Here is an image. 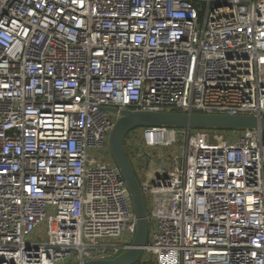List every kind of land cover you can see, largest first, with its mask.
Segmentation results:
<instances>
[{"label": "built area", "instance_id": "obj_1", "mask_svg": "<svg viewBox=\"0 0 264 264\" xmlns=\"http://www.w3.org/2000/svg\"><path fill=\"white\" fill-rule=\"evenodd\" d=\"M120 110L264 118V0H0V264L131 248L108 148ZM227 132L126 133L147 210L139 263L264 264V134Z\"/></svg>", "mask_w": 264, "mask_h": 264}, {"label": "water", "instance_id": "obj_2", "mask_svg": "<svg viewBox=\"0 0 264 264\" xmlns=\"http://www.w3.org/2000/svg\"><path fill=\"white\" fill-rule=\"evenodd\" d=\"M109 111L116 113L115 108ZM110 131L108 148L112 161L121 173L130 193L136 218V233L131 248L116 258L89 260L72 264H136L147 241L148 222L146 205L134 171L126 156L123 141L126 133L136 127H177L185 129L238 131L256 129L264 134V118L249 115L188 114L173 112L120 110Z\"/></svg>", "mask_w": 264, "mask_h": 264}, {"label": "rangeland", "instance_id": "obj_3", "mask_svg": "<svg viewBox=\"0 0 264 264\" xmlns=\"http://www.w3.org/2000/svg\"><path fill=\"white\" fill-rule=\"evenodd\" d=\"M213 131L217 136H220L223 138L224 137H232V133H228L226 130H213ZM178 140H179L178 141L179 143L174 144L170 148H167V150H164V151H166L165 153H169V154H171V156H173L174 154L180 155L182 153L183 139L179 138ZM44 230H45L44 225H41V228L39 229V233L41 235L39 236L38 240H41V241L45 240V235L43 234ZM125 241H126V239H123V238L112 240L113 243H121V242H125ZM138 263L139 262H137L136 264H138Z\"/></svg>", "mask_w": 264, "mask_h": 264}, {"label": "trees", "instance_id": "obj_4", "mask_svg": "<svg viewBox=\"0 0 264 264\" xmlns=\"http://www.w3.org/2000/svg\"><path fill=\"white\" fill-rule=\"evenodd\" d=\"M138 264H151L150 262H143V263H138Z\"/></svg>", "mask_w": 264, "mask_h": 264}]
</instances>
